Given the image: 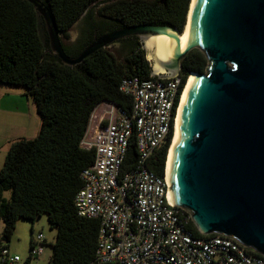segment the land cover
<instances>
[{"label": "trees", "instance_id": "obj_1", "mask_svg": "<svg viewBox=\"0 0 264 264\" xmlns=\"http://www.w3.org/2000/svg\"><path fill=\"white\" fill-rule=\"evenodd\" d=\"M42 1L59 31L67 34L97 0ZM190 4L191 0H116L102 9V16H109V21H96L89 13L82 37L71 46L62 42L69 55L77 56L94 40L96 32L100 35L145 23L168 24L182 31ZM131 38L121 40L130 45L122 62L105 47L81 63L67 66L51 53L44 20L33 3L0 0V84L24 87L41 117L39 133L12 141L0 169L1 239L11 240L20 218L34 223L46 214L52 227L57 228L50 264H96L100 221L80 216L75 205L76 194L83 186L81 172L95 159V149L82 147L81 141L105 101L132 114V99L120 90L124 77L152 75L142 45L134 40L136 37ZM207 65L205 53L195 48L183 59L181 75L186 80L191 72H204ZM169 146L170 138L149 163L160 176L165 174ZM138 158L133 137L123 171L134 167ZM183 225L195 236H208L200 232L192 218L185 219Z\"/></svg>", "mask_w": 264, "mask_h": 264}, {"label": "water", "instance_id": "obj_2", "mask_svg": "<svg viewBox=\"0 0 264 264\" xmlns=\"http://www.w3.org/2000/svg\"><path fill=\"white\" fill-rule=\"evenodd\" d=\"M29 1L44 20L51 53L67 66L132 36L144 51L156 36L174 43L159 61L162 70L149 62L160 79L180 75L191 50L205 53L207 68L191 73L178 107L166 171L169 203L187 210L203 234L233 237L264 256V0H196L184 48V29L145 23L96 35L77 56L66 52L49 7Z\"/></svg>", "mask_w": 264, "mask_h": 264}, {"label": "built area", "instance_id": "obj_3", "mask_svg": "<svg viewBox=\"0 0 264 264\" xmlns=\"http://www.w3.org/2000/svg\"><path fill=\"white\" fill-rule=\"evenodd\" d=\"M187 79L181 74L167 79L124 77L120 90L131 97L132 114L106 102L109 108L81 141L82 147L95 149V159L81 172L83 186L75 205L80 216L100 221L96 264H264L262 254L233 237H198L186 230L183 223L192 217L170 205L166 166L163 176L150 169L156 151L169 138L171 144ZM133 137L139 158L124 172ZM46 243L43 232L35 234L31 256H40ZM0 256L2 264L21 260L6 245Z\"/></svg>", "mask_w": 264, "mask_h": 264}, {"label": "rangeland", "instance_id": "obj_4", "mask_svg": "<svg viewBox=\"0 0 264 264\" xmlns=\"http://www.w3.org/2000/svg\"><path fill=\"white\" fill-rule=\"evenodd\" d=\"M116 0H97L93 4H91L88 9L77 19V21L72 25V27L69 29L67 34L61 33V39L64 42L65 45L71 46L73 43L77 42L82 35L84 34V29L87 26V18L89 13L92 14L94 20L101 21L104 19L102 16V9L110 3H113ZM141 45H143V42H139ZM114 57L117 59V61H124V59L127 57L130 45L127 42H117L107 47ZM149 50H145L146 56L149 58ZM149 62L154 66L155 61L153 58H149ZM14 87V86H13ZM15 88H18L15 86ZM25 89L24 87H21ZM13 92H19L20 94H23V90L19 89H12ZM27 98V97H26ZM16 100L9 101L8 103L3 104V108L9 110L10 107H16ZM30 100L34 102L31 98ZM25 102V101H24ZM106 103V102H105ZM109 108L108 104H102L99 108L95 116H98L102 110ZM13 114L10 111H5L0 113L1 120L5 119L4 116L10 117ZM98 122V121H97ZM96 119L93 120L91 124V130L96 127ZM92 134V133H91ZM30 135H37V134H30ZM35 136H32V138ZM7 196H10V192L6 193ZM4 229V223L0 220V251L3 245H7V247L10 249L12 255H18L20 256L21 260L18 262H15L13 264H26L27 259L31 256V239L32 236L43 232L47 243L43 247V253L40 256L32 257L31 262L29 264H50V257L52 255V243H54L56 234H57V228L54 226L52 227L48 216L46 214H43L42 216L38 217L34 223H32L31 220L20 218L17 221V225L15 228V231L13 233V236L10 241H3L1 239L2 232ZM33 229V232H32ZM0 264L1 263V256H0Z\"/></svg>", "mask_w": 264, "mask_h": 264}, {"label": "crops", "instance_id": "obj_5", "mask_svg": "<svg viewBox=\"0 0 264 264\" xmlns=\"http://www.w3.org/2000/svg\"><path fill=\"white\" fill-rule=\"evenodd\" d=\"M12 89L23 90L24 93L13 92ZM15 99H18L15 102L18 104L16 107H10L9 110L3 108V104L8 103V100ZM5 111H10L13 115L10 117L4 116L5 119L3 120L0 118V169L3 166L11 142L22 137L32 138L36 135L30 134H38L41 127V117L36 105L26 95V90L21 87L15 88L0 84V113ZM102 112L95 117L96 122Z\"/></svg>", "mask_w": 264, "mask_h": 264}, {"label": "bare ground", "instance_id": "obj_6", "mask_svg": "<svg viewBox=\"0 0 264 264\" xmlns=\"http://www.w3.org/2000/svg\"><path fill=\"white\" fill-rule=\"evenodd\" d=\"M195 3L196 0H191V4H190V8H189V13L187 16V22L185 24L184 30L181 34V42H182V47L184 48L187 44L188 38L191 34V30H192V25H193V14H194V8H195ZM147 48L149 49L150 53H149V58H155V68L156 70H162L159 61L163 60V59H167L172 52L173 49V45L174 43L166 36H156L153 37L151 39H149L146 42ZM192 73V72H191ZM191 73L188 76L187 82L189 80V77L191 75ZM194 73H196L194 71ZM186 82V84H187ZM186 87V85H185ZM176 134V127L174 130V136L173 139L175 137ZM173 139L171 141L170 147L173 143ZM169 147V148H170ZM168 154H169V150H168ZM167 161H168V156H167ZM166 171H167V162H166Z\"/></svg>", "mask_w": 264, "mask_h": 264}, {"label": "flooded vegetation", "instance_id": "obj_7", "mask_svg": "<svg viewBox=\"0 0 264 264\" xmlns=\"http://www.w3.org/2000/svg\"><path fill=\"white\" fill-rule=\"evenodd\" d=\"M104 19L109 21L111 18H109V16H105ZM120 28H121V27H120ZM116 29H118V28H116ZM114 30H115V29H114ZM112 31H113V30H112ZM110 32H111V31H110ZM106 33H108V32H106ZM104 34H105V33H104ZM96 35H97V36H100V35H102V34L98 35V33L96 32L95 35H94V39H95V36H96ZM127 38H129V39H133V38H131V37H127ZM123 39H124V38H123ZM121 40H122V39H120V40L117 41V42H121ZM134 40H136V41H138V42H141L140 39L137 38V37H136ZM117 42H116V43H117ZM146 58H147V57H146Z\"/></svg>", "mask_w": 264, "mask_h": 264}]
</instances>
